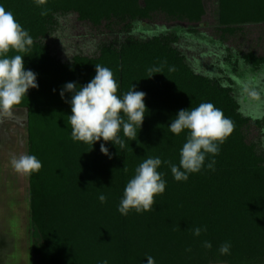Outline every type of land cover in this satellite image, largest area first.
Returning <instances> with one entry per match:
<instances>
[{
  "label": "trees",
  "instance_id": "obj_1",
  "mask_svg": "<svg viewBox=\"0 0 264 264\" xmlns=\"http://www.w3.org/2000/svg\"><path fill=\"white\" fill-rule=\"evenodd\" d=\"M213 2L211 9L207 0H47L43 6L35 0H0L33 39L27 53L7 55L25 56V69L37 74L39 85L16 106L28 109V154L42 163L39 172L29 175L32 264H149L148 258L154 264H264L262 121L241 112L231 86L196 72L175 46L180 34L172 32L180 27L207 34L232 53L234 46H243L240 37L247 26L264 24V0ZM44 9L47 15L42 16ZM70 11L96 25L123 22L125 33L136 21L176 25L165 24L171 32L146 38L128 35L119 44L102 45L97 56L78 54L66 62L52 54L43 38L56 14ZM230 40L236 44L228 45ZM235 50L244 63L257 69L264 65V54ZM96 64L112 70L118 95L132 85L146 93L148 111L137 139L129 140L121 130L126 147L106 143L111 158L100 151L103 140L93 146L73 141L66 102L72 94L60 96L67 82L88 83ZM150 68L161 73L149 78ZM206 102L232 120L234 130L219 145L218 155L208 154L201 171L176 181L163 162L179 165L187 131L176 135L168 126L179 110ZM253 127L256 135L251 134ZM149 157L162 161L158 171L166 181L165 192L154 198L152 211L122 215L118 207L124 188ZM100 194L106 202L99 201ZM196 227L202 229L200 236L192 234ZM205 241L210 249L203 246ZM226 242L230 251L221 255L219 248Z\"/></svg>",
  "mask_w": 264,
  "mask_h": 264
},
{
  "label": "clouds",
  "instance_id": "obj_2",
  "mask_svg": "<svg viewBox=\"0 0 264 264\" xmlns=\"http://www.w3.org/2000/svg\"><path fill=\"white\" fill-rule=\"evenodd\" d=\"M37 6H43L47 0H35ZM47 15V10L41 11ZM33 45V39L11 11L0 6V118L11 117L15 107L20 105L29 89L38 88L37 74L26 70L23 55L8 56L10 51L27 53ZM174 69H170L173 71ZM149 78L160 74V68H150ZM119 85L114 78L112 70L100 64L95 65V76L84 85L67 82L60 91L63 99L65 92L71 93V99L66 100L71 106V115L68 123L71 125V138L73 141L84 142L93 146L100 144L102 154L111 158L105 144L111 142L126 147L123 136L133 141L137 139V129H141L146 113V93L135 90V85L124 93L118 95ZM55 91V90H54ZM252 97L259 99L257 93L252 92ZM169 130L176 135L187 131L186 142L180 150L179 165L170 161L171 173L176 181H187L189 174L201 171L208 154L218 155L220 148L234 130V122L226 118L223 112L212 103H201L198 107L181 109L169 124ZM162 142V141H161ZM12 168L21 175H31L39 172L42 163L34 155L20 154L11 158ZM162 161L159 157L145 159L135 169L134 176L127 182L118 211L127 216L131 210L138 214L153 210L155 197L162 195L166 189L163 174L158 171ZM215 160L208 163L207 167L214 170ZM101 203L107 197L100 194ZM195 236H200L202 229L196 227L191 230ZM206 231V228L203 229ZM205 248H211L210 242L205 241ZM230 244L220 246L221 255L228 254ZM149 264H154L151 258ZM102 264H108L103 261Z\"/></svg>",
  "mask_w": 264,
  "mask_h": 264
},
{
  "label": "rangeland",
  "instance_id": "obj_3",
  "mask_svg": "<svg viewBox=\"0 0 264 264\" xmlns=\"http://www.w3.org/2000/svg\"><path fill=\"white\" fill-rule=\"evenodd\" d=\"M211 4H214L213 0L208 5L213 9ZM123 24L114 19L96 25L80 19L75 11L60 12L43 39L53 55L69 62L78 54L97 56L102 45L119 44L128 35L146 38L172 30L178 32L180 39L175 46L186 56L192 68L231 86L241 112L262 121L259 149L264 151V66L257 69L244 63L238 59L235 50L253 49L258 54H264V24L247 26L244 36L240 37L243 46H234L232 53L207 34L189 32L180 27L169 29L170 24L176 25L172 22L153 24L136 21L129 33L123 31ZM234 44V40L228 42V45ZM252 92L257 93L259 99L253 98ZM27 119V107H15L11 117L0 118V264H32L34 231L31 224L30 178L17 173L10 163L13 156L29 152ZM254 131L257 132V129L253 127L251 134Z\"/></svg>",
  "mask_w": 264,
  "mask_h": 264
},
{
  "label": "crops",
  "instance_id": "obj_4",
  "mask_svg": "<svg viewBox=\"0 0 264 264\" xmlns=\"http://www.w3.org/2000/svg\"><path fill=\"white\" fill-rule=\"evenodd\" d=\"M210 2H211V0H207V5H209ZM211 6H214V4H213V5L211 4ZM208 13H209V12H208ZM209 37H211V36H209ZM216 41H217V40H216ZM263 66H264V65H263ZM263 66H262V67H263ZM27 120H28V119H27ZM219 264H220V263H219Z\"/></svg>",
  "mask_w": 264,
  "mask_h": 264
}]
</instances>
